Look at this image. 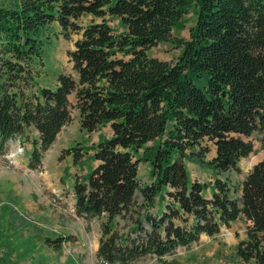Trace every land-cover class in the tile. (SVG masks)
Instances as JSON below:
<instances>
[{
  "label": "trees",
  "instance_id": "obj_1",
  "mask_svg": "<svg viewBox=\"0 0 264 264\" xmlns=\"http://www.w3.org/2000/svg\"><path fill=\"white\" fill-rule=\"evenodd\" d=\"M191 11L197 20L190 39L174 35ZM84 15L100 21L83 26ZM115 19L122 30L111 25ZM54 23L67 38L81 33L68 52L75 74L60 72L54 85H41L35 67L44 63L43 35ZM162 42L181 49L177 60L149 55ZM74 107L84 131L112 130L111 137L60 155L79 167L87 158L96 163L75 176L73 188L76 214L101 219V263L162 259L245 219L250 224L237 255L264 264V160L240 186L229 175L255 152L249 138L264 137V0L0 5V150L33 127L39 138L32 140L28 168L42 171ZM211 145L215 155L208 159ZM187 161L211 169L213 180H192ZM140 163L150 164V183H142ZM158 203L164 207L154 212ZM72 238L46 243L59 249Z\"/></svg>",
  "mask_w": 264,
  "mask_h": 264
},
{
  "label": "rangeland",
  "instance_id": "obj_2",
  "mask_svg": "<svg viewBox=\"0 0 264 264\" xmlns=\"http://www.w3.org/2000/svg\"><path fill=\"white\" fill-rule=\"evenodd\" d=\"M16 0H0L2 6H14ZM183 29L174 28V35L190 39V29L197 16L191 11ZM99 18L84 15L79 24L85 26ZM111 25L122 30L118 19ZM81 33L69 32L67 38L58 23L52 24L44 33V63L37 65L38 81L41 85H54L60 72L75 74L68 52L75 48ZM181 49L171 43H160L149 51V55L161 60L175 61ZM75 104V96L71 97ZM109 126L92 133L81 128L80 113L72 110V120L59 134L57 143L45 153L42 171H32L28 162L32 151V140L38 133L31 127L22 136L10 141L4 151L0 150V264H103L97 257L101 236V219L87 220L75 211L74 179L87 173L95 162L88 158L82 166H75L71 156L60 159L62 151L77 143L90 145L100 138L111 137ZM255 152L242 158L240 172L229 175L235 186H240L252 166L264 160V137L255 132L250 138ZM215 147L207 155L211 159ZM192 180L212 181L214 172L202 165L187 161ZM150 164L140 163L139 175L142 183H150ZM208 191V190H207ZM154 209L159 212L163 204ZM125 221L121 220V224ZM250 223L245 219L224 226L214 237L202 235L200 240L179 247L173 254L162 259L146 256L132 264H256L244 262L237 255L238 243L247 237ZM73 236L57 249L46 243L47 238Z\"/></svg>",
  "mask_w": 264,
  "mask_h": 264
},
{
  "label": "crops",
  "instance_id": "obj_3",
  "mask_svg": "<svg viewBox=\"0 0 264 264\" xmlns=\"http://www.w3.org/2000/svg\"><path fill=\"white\" fill-rule=\"evenodd\" d=\"M36 132H37V131H36ZM37 133H38V132H37ZM36 137L39 138V133H38V136H36ZM58 137H59V135H58ZM58 137H57V138H58ZM55 143H57V139H56V141L54 142V144H55ZM31 146H32V145H31ZM52 146H53V145H52ZM49 150H50V149H49ZM49 150H48V151H49ZM48 151H47V153H48ZM48 154H49V153H48ZM258 162H259V161H258ZM255 164H256V163H255ZM255 164H254V165H255ZM186 165L188 166V163H187V162H186ZM252 167H253V166H252ZM187 168H188V167H187ZM149 169H150V168H149ZM188 172H189V168H188ZM189 174H190V173H189ZM190 178H191V177H190ZM207 195L210 196V193H208ZM160 209H163V207H161ZM158 212H159V210H158Z\"/></svg>",
  "mask_w": 264,
  "mask_h": 264
}]
</instances>
